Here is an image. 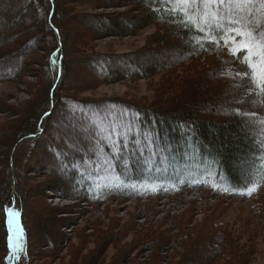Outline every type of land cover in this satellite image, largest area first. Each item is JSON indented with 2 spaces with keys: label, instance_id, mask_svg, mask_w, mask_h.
I'll use <instances>...</instances> for the list:
<instances>
[{
  "label": "trees",
  "instance_id": "trees-1",
  "mask_svg": "<svg viewBox=\"0 0 264 264\" xmlns=\"http://www.w3.org/2000/svg\"><path fill=\"white\" fill-rule=\"evenodd\" d=\"M23 1L21 7L19 1L15 5L21 18L15 19L11 25L12 42H5L4 34L3 38L0 37V80H19L22 69L25 71L28 66L26 60L38 50L37 43L45 41V55L43 53L39 64L48 74L44 77L48 85L47 108L41 112H38L40 108L32 111L29 108L27 116L21 119L16 116L15 121L2 128L5 131L0 129V217L3 230L0 259L4 264H11L5 230L9 217L15 222L14 228L20 233L22 245V252L15 256L14 264H25L31 253L28 217L20 195L24 185L20 172H25L26 165L19 154L28 147L32 151L38 140L46 135L51 128L47 125V118L54 108V112L61 116H55L58 120L54 122L53 130L62 134L66 132V135L48 142L51 144H47V151L55 162V172L61 179L59 185L65 184L72 192L70 199L90 203L111 198L147 199L172 196L180 190L201 186L212 188L209 192L215 196L222 191L227 197L264 198V152L256 151L257 144L264 147V140L258 136L264 137V128L259 131L256 128V124L264 120V97L258 93L253 95L248 81L237 75V72L246 70L242 63L246 50L241 49L234 56L231 52L235 45L225 35L211 33L216 39L211 43L207 30L200 33L195 27L191 30L184 28L181 21L186 18L182 11L173 8L174 0H94L93 4L98 7L106 6L104 3L108 2V8H128L109 14H75L74 18L78 17L76 20L84 26L88 27L87 22L94 19L101 27L85 31L83 36L92 34L85 39L108 34L134 35L151 25L160 31H156L143 48L132 53H83L82 60L91 63L97 82L135 80L162 73L163 82L167 84L161 93L165 94L164 91L173 86L182 88V83L187 80L191 97L175 101L176 104L158 100L145 105L119 98L94 99L56 94L59 89L63 90L59 86L66 75L60 39L64 26L59 19L62 2ZM253 16L257 21H264L258 0ZM17 34L20 36H15ZM139 53H164L168 58L157 65L147 61L139 64L137 62L144 57ZM200 59L206 61L205 67L191 70V78L183 72L180 76L176 73L189 62L192 66ZM36 60L30 58V64ZM219 103L225 105V109H219ZM237 110L256 112L257 115L254 121L246 120ZM253 137H256L255 141ZM198 169L201 171L193 173ZM11 170H14V176ZM51 172V169L47 170L48 175ZM194 177L201 180V185L194 183ZM25 193L26 187H22L24 196ZM186 230L178 229L185 247L179 264H211L227 251L228 243L223 240L221 231H217L216 236L199 230L191 239V232L186 233ZM200 234L206 235L211 247L204 260L200 258L204 253L196 252L198 241L201 243L200 239H203ZM140 236L146 242L152 240L155 248L167 242L161 232L150 229L141 231Z\"/></svg>",
  "mask_w": 264,
  "mask_h": 264
},
{
  "label": "rangeland",
  "instance_id": "rangeland-1",
  "mask_svg": "<svg viewBox=\"0 0 264 264\" xmlns=\"http://www.w3.org/2000/svg\"><path fill=\"white\" fill-rule=\"evenodd\" d=\"M57 1L62 2H60L59 19H62L64 26L62 25L63 32L60 39L63 43V66L66 75L59 86L63 90L59 89L56 94H75L79 98L94 99L119 98L145 105L158 100L176 104L175 101L191 97L187 80L182 83V88L173 86L164 91L165 94L161 93L160 90L167 84L163 82L162 73L148 78L99 84L91 63L83 62L81 57L83 53L115 55L138 51L152 39L156 31H159L158 27L151 25L134 35L108 34L85 39L84 37H92V34L83 36L84 32L97 28L99 23L91 19L87 20L90 25L84 26L81 21L76 20L78 17L74 18L77 16L75 14H109L123 11L128 7L108 8L106 7L108 2L104 3L106 6L98 7L93 4L94 0ZM17 2L19 7L24 4L23 0H0V37L6 35L5 42L9 41V43L14 37L10 34L11 25L16 22L15 19L21 18L15 7ZM38 11L41 14L39 5ZM43 42L45 41L41 40L37 43L38 50L29 57V60L37 59L36 62L30 64V61L26 60L28 66L25 71L22 69L23 74L18 82L0 80L1 132L5 131L2 128H5L6 124L17 119L16 116L20 119L27 116L29 108L31 111L40 108L38 112L47 108L45 95L48 85L45 78L48 74L39 64L43 57V49L46 47V43ZM139 54L144 55L137 62L139 64H145L147 61L157 65L168 58L164 53ZM39 56L40 59L36 58ZM205 62L200 59L194 61L192 66L189 62L176 73L180 76V72H183L191 78L193 75L191 70H201L205 67ZM211 82L215 83V81ZM219 101L222 103L221 100ZM220 108L225 109V105L220 104ZM54 110L56 111L54 108L47 118V121L51 122H47V125L49 124L51 128L46 135L38 140L37 146L32 151L28 147L19 154L22 155L20 158L26 165L25 172L20 173L23 174H21L24 184L22 187H26L27 193L24 196L21 187L20 195L28 217L27 229L31 247V253L28 254L25 264H179L185 249L183 239L180 234L178 235L179 227L187 229L186 233L191 232V239L197 236L199 230V232L203 230L207 233L212 232L216 236H218L217 231L224 234L223 240L228 243L227 251L211 264H264V198L259 196L227 197L219 190L215 196L209 192L212 188L201 186L180 190L172 196L147 199L111 198L99 203L70 199L69 195L72 192L65 184L62 185L64 188L59 185L61 179L55 172V162L52 157L50 159V153L47 151V144H51L48 142L54 141L56 137L58 140L60 135L62 137L66 135L63 130H61L63 134L53 130L54 122L56 123L57 117L61 116ZM19 112L21 114L18 115ZM258 136L260 140H264L260 134ZM23 154H26L24 159ZM49 169L52 170L51 175L47 173ZM199 171L201 170H195L193 173ZM14 173V170H11L12 176ZM52 175L56 177L51 178ZM193 180L197 185L202 183L198 177H194ZM14 189L17 191V187ZM10 219V217L7 219L5 226L6 242L11 245L10 263L14 264L15 256L22 252V245L20 233L14 228L13 221L9 223ZM9 229L12 234L8 233ZM146 229L161 232L167 242L160 243L159 247L155 248L152 240L146 242V239L140 236L141 231ZM1 230L0 217V250ZM200 235L203 239H200L201 243L198 241L196 252L204 253L200 257L204 260L211 247L209 241L205 239L206 235ZM150 243L152 245H149ZM1 254L3 251H0V256ZM0 264H4L2 258Z\"/></svg>",
  "mask_w": 264,
  "mask_h": 264
},
{
  "label": "snow or ice",
  "instance_id": "snow-or-ice-1",
  "mask_svg": "<svg viewBox=\"0 0 264 264\" xmlns=\"http://www.w3.org/2000/svg\"><path fill=\"white\" fill-rule=\"evenodd\" d=\"M258 2L260 10L264 12V0ZM172 6L183 12L186 19L181 24L184 28L191 30L195 27L200 33L207 30L211 43L216 42L211 33L225 35L235 45L231 52L234 56L241 49L246 50L242 61L246 70L237 72V75L248 81L253 95L258 93L264 97V21H257L253 16L257 0H174ZM237 37L240 39L237 40ZM237 112L246 120L254 121L257 115L256 112ZM256 128L258 131L264 128V120H260ZM253 139L255 141L256 137ZM256 151L264 152V147L257 144Z\"/></svg>",
  "mask_w": 264,
  "mask_h": 264
}]
</instances>
